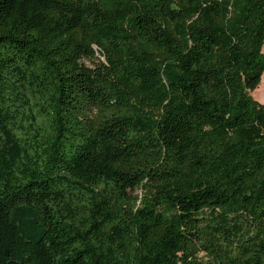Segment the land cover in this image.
Listing matches in <instances>:
<instances>
[{
	"label": "trees",
	"instance_id": "trees-1",
	"mask_svg": "<svg viewBox=\"0 0 264 264\" xmlns=\"http://www.w3.org/2000/svg\"><path fill=\"white\" fill-rule=\"evenodd\" d=\"M263 49L264 0H0V264H264Z\"/></svg>",
	"mask_w": 264,
	"mask_h": 264
},
{
	"label": "rangeland",
	"instance_id": "rangeland-1",
	"mask_svg": "<svg viewBox=\"0 0 264 264\" xmlns=\"http://www.w3.org/2000/svg\"><path fill=\"white\" fill-rule=\"evenodd\" d=\"M251 96L255 101L264 103V72L262 73L258 87L251 91ZM137 192L141 193V189L137 190Z\"/></svg>",
	"mask_w": 264,
	"mask_h": 264
},
{
	"label": "water",
	"instance_id": "water-1",
	"mask_svg": "<svg viewBox=\"0 0 264 264\" xmlns=\"http://www.w3.org/2000/svg\"><path fill=\"white\" fill-rule=\"evenodd\" d=\"M96 51H97V55L100 56V57H103L104 56V53L103 51L100 49V48H96Z\"/></svg>",
	"mask_w": 264,
	"mask_h": 264
}]
</instances>
